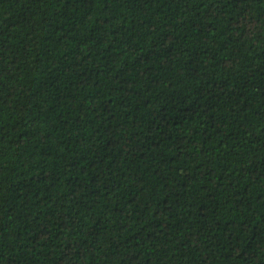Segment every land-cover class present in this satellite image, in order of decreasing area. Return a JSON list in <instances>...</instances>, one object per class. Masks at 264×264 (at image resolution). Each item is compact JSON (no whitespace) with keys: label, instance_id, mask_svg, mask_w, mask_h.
Wrapping results in <instances>:
<instances>
[{"label":"trees","instance_id":"16d2710c","mask_svg":"<svg viewBox=\"0 0 264 264\" xmlns=\"http://www.w3.org/2000/svg\"><path fill=\"white\" fill-rule=\"evenodd\" d=\"M0 264H264V0H0Z\"/></svg>","mask_w":264,"mask_h":264}]
</instances>
